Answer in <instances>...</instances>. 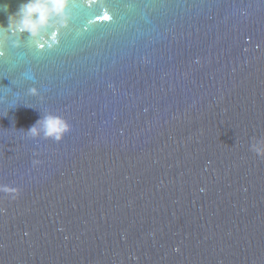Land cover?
Here are the masks:
<instances>
[{
  "label": "water",
  "instance_id": "1",
  "mask_svg": "<svg viewBox=\"0 0 264 264\" xmlns=\"http://www.w3.org/2000/svg\"><path fill=\"white\" fill-rule=\"evenodd\" d=\"M70 7L54 50L0 31V264H264V0Z\"/></svg>",
  "mask_w": 264,
  "mask_h": 264
},
{
  "label": "clouds",
  "instance_id": "2",
  "mask_svg": "<svg viewBox=\"0 0 264 264\" xmlns=\"http://www.w3.org/2000/svg\"><path fill=\"white\" fill-rule=\"evenodd\" d=\"M72 2L73 0H26L10 17L9 27H3L0 31L10 36L13 48L22 49L27 46L35 53L54 50L61 45L62 32L72 25L73 15L70 7ZM86 2L90 4L94 0H86ZM25 34H28L27 40L24 39ZM4 54L0 44V57ZM23 77L26 80L35 81L31 69L24 72ZM28 93L37 96L40 94L36 87H30ZM70 131L71 126L66 120L58 115L47 113L42 114V117L27 130V134L32 138L60 143ZM250 150L264 159V139L254 137ZM0 190L9 191L7 187ZM18 195L17 193L11 198L17 199Z\"/></svg>",
  "mask_w": 264,
  "mask_h": 264
},
{
  "label": "snow or ice",
  "instance_id": "3",
  "mask_svg": "<svg viewBox=\"0 0 264 264\" xmlns=\"http://www.w3.org/2000/svg\"><path fill=\"white\" fill-rule=\"evenodd\" d=\"M104 19H105V20H108V19H110V18H109L107 15H105V16H104Z\"/></svg>",
  "mask_w": 264,
  "mask_h": 264
}]
</instances>
